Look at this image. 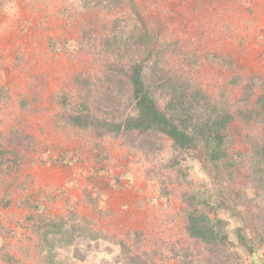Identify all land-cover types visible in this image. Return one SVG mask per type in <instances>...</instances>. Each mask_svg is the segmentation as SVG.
I'll return each mask as SVG.
<instances>
[{
    "label": "rangeland",
    "instance_id": "obj_1",
    "mask_svg": "<svg viewBox=\"0 0 264 264\" xmlns=\"http://www.w3.org/2000/svg\"><path fill=\"white\" fill-rule=\"evenodd\" d=\"M110 4L107 11L78 0H0V264H128L121 242L137 264H189L190 255L204 264L185 234L181 199L191 188L215 191L204 163L176 157L161 135L147 151L66 127L56 101L73 93L76 76L93 75L105 37L142 27L163 46L170 70L233 104L241 82L255 78L257 96L264 0ZM146 56L133 55L149 65ZM154 97L166 112V93ZM230 128L235 151L249 149L247 132L259 137L258 126L239 120ZM263 199L252 206V223L262 226ZM223 216L240 264H264V242L246 249L241 222ZM243 228L249 244L254 232Z\"/></svg>",
    "mask_w": 264,
    "mask_h": 264
},
{
    "label": "trees",
    "instance_id": "obj_2",
    "mask_svg": "<svg viewBox=\"0 0 264 264\" xmlns=\"http://www.w3.org/2000/svg\"><path fill=\"white\" fill-rule=\"evenodd\" d=\"M78 1L84 8L109 11L110 2L117 0ZM162 52L163 46L144 27L105 37L96 52L93 75L79 74L74 78L73 93L59 95L56 102L61 118L66 127L97 137L120 138L139 150L157 149L155 135H161L169 140L176 157L204 163L216 188L213 192L191 188L182 195L185 234L197 247L199 262L240 264L223 215L252 228L254 239L249 244L240 234L244 228L236 231L246 249L264 242V226L252 223L257 219L252 206L264 198V86L256 96L255 78L241 80L242 97L233 104L224 94H212L170 70L159 56ZM135 53H145L151 64L135 60ZM154 91L166 93L167 113ZM234 120L259 127V137L247 132L249 149L245 153L234 150L230 131ZM171 165L180 169L175 160ZM121 248H126L123 242ZM124 249L122 255L132 260L128 264H137L141 258ZM193 256H189V264Z\"/></svg>",
    "mask_w": 264,
    "mask_h": 264
}]
</instances>
